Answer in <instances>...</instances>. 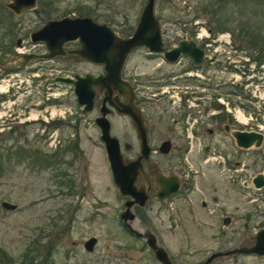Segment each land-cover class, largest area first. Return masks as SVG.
<instances>
[{
    "label": "rangeland",
    "instance_id": "374dc122",
    "mask_svg": "<svg viewBox=\"0 0 264 264\" xmlns=\"http://www.w3.org/2000/svg\"><path fill=\"white\" fill-rule=\"evenodd\" d=\"M7 1L0 0V202L16 207L0 206V251L20 258L22 249L38 238L53 245L47 264H158L119 219L125 198L112 182L93 123L78 136L71 127L78 106L68 84L54 81L64 75L50 69L67 61H13L16 53L41 52L29 32L63 15H85L125 37L145 0H36L34 9L18 15L5 7ZM153 12L166 39L203 44L205 60L192 70L195 77H187L191 70L180 72L183 61L159 68L170 76L162 88L173 135L166 154L157 151L163 138L148 139L150 166L165 175L182 174L185 186L167 205L150 199L144 207L132 208L130 225L151 232L172 264H192L211 252L248 246L256 223H264V186L250 185L255 174L264 176V61L257 64V52L248 43L253 33L264 37V0H154ZM217 27L224 29L214 31ZM142 53L129 54L126 65L143 79L157 73L159 59L146 60ZM193 119L213 133L181 136ZM224 125L261 131V146L236 147ZM112 132L123 156H135L137 140ZM125 142L132 146L128 153ZM200 200L207 203L204 209ZM225 216L229 223L222 225ZM90 236L96 241L87 251L83 242ZM235 257L241 264H264V255ZM232 258L216 257L209 264H231Z\"/></svg>",
    "mask_w": 264,
    "mask_h": 264
},
{
    "label": "water",
    "instance_id": "95a60500",
    "mask_svg": "<svg viewBox=\"0 0 264 264\" xmlns=\"http://www.w3.org/2000/svg\"><path fill=\"white\" fill-rule=\"evenodd\" d=\"M36 0H8L5 7L13 14L34 9ZM154 0H145L134 29L128 36L121 37L111 30L105 23H97L87 16L73 15L63 16L58 19L45 21L40 27L29 32L28 38L31 42H41L44 44L45 53H16L14 59H20L18 64H26L31 60L50 59L57 55L76 54L84 60L93 64L103 66V75L91 76L85 75L84 78H77L78 82L72 81L68 77H55L54 81L74 84V92L77 103L83 105V111H89L92 107L93 92L91 86H97L103 93V100H108L109 104L116 109L118 113L129 116L138 132L139 153L134 159L128 160L121 155L118 140L109 134L108 122L102 115L95 119L96 126L99 129V140L103 144L105 156L107 159L112 182L119 195L127 197L124 202V209L119 213V219L124 228L134 236L142 238L145 246L151 251L158 264H172L165 249L158 245L156 237L149 231H139L133 229L130 221L134 214L131 212L133 204L143 205L147 194L141 188L135 189V178L141 170V159H147L150 149L145 138V133L141 128V117L137 111L129 105H121L111 101L106 96L109 83L121 84L120 71L127 55L137 47H145L149 53L160 52L161 34L160 24L153 12ZM76 40L79 47L76 49L62 50L63 43ZM163 56L169 62H174L179 55L189 59L192 66L200 63L204 55L203 48L197 46L193 41L181 39L177 45L168 51H162ZM82 83L83 85H81ZM83 86V87H82ZM223 129L228 131L233 139L234 145L241 149L251 147L259 148L263 141L261 131H245L239 129L229 130L228 125ZM170 149V142L164 140L158 147V152L166 154ZM154 174V173H153ZM153 180L157 186V197H166L175 193L179 187L178 179L175 175L163 176L153 175ZM250 183L256 189L264 186V176L257 173L250 179ZM0 206L6 210H13L16 205L7 201H1ZM264 210V209H263ZM223 224H227L228 218H225ZM257 231L249 237L252 243L249 246H235L223 251H215L209 254L203 262L192 264H207L216 257H228L235 253L264 255V223H256ZM96 239L92 236L83 242V247L91 251Z\"/></svg>",
    "mask_w": 264,
    "mask_h": 264
},
{
    "label": "flooded vegetation",
    "instance_id": "af4514ba",
    "mask_svg": "<svg viewBox=\"0 0 264 264\" xmlns=\"http://www.w3.org/2000/svg\"><path fill=\"white\" fill-rule=\"evenodd\" d=\"M63 16H73V15H63ZM63 16H61V17H63ZM80 16H85V15H80ZM55 19H58V18H55ZM113 32H115V31L113 30ZM160 34H161V49H162V51L170 50L171 48H173L177 45L179 40L183 39V38H181V39L178 38L176 40L166 39V37L162 35L161 30H160ZM184 39H186V38H184ZM187 40H189V39H187ZM39 44L42 46V51L39 52V54H44L45 53L44 44L41 42H39ZM197 46H200L201 48H203L204 55H205V48L203 47V44H199ZM78 47H79V43L76 40H70V41L63 43L61 48L63 51H66L69 49H76ZM136 50H142L143 51L142 55L146 60L152 61V60L159 59V63L157 65V67L155 68V71H157L156 74L161 75V76L154 77L156 75L154 73V75H150V76L142 79V76L133 74V71L135 68H134V66H132L131 68H128V66L126 65V60H127L128 55L131 54L132 52L136 51ZM162 51L149 53L148 50L143 46L133 49L127 55L125 62H124L123 66L121 68V71H120L119 77H120V80L123 81V83H121V84L109 83V85L107 87L108 91L105 93L106 96L110 97L109 99L111 101H113V102L115 101L121 105H129L132 109H134L135 111H137L139 113V115L141 117V128L143 129V131L145 133V138L147 139V144H148V139L157 137V138H163L164 140L169 141L168 138H170L173 135V131H171V126L166 123L167 116H169V114H171V108L169 106L170 105L169 99L164 98V97H167V93L162 88L163 86L166 85L165 83L168 82L170 76L167 74V72H162L159 70L161 64L171 65V64H175V63L177 64V63H180L183 61L185 66L182 69H180V72H185V70H191L187 77H195V76H193L194 74L192 73L193 72L192 70H197L198 68H200L201 65L203 64L204 60H205V56H203L202 60L200 61V63L198 65L192 66L187 57L179 55L174 62H169L163 56ZM54 59H62V60L67 61L64 64H59L58 66H55V67L51 66L50 67V69H53L55 71L56 75H58V74L64 75V76H54V78L55 77H68L72 81L78 82L77 78H84L85 75H87V74H90L93 77L104 74L102 65L93 64L90 61L82 59L81 57H79L76 54H69V55H64V56L57 55V56H54L50 59H40V60L46 61V60H54ZM91 66H94V69H92ZM189 75H191V76H189ZM80 84L83 85L82 83H80ZM68 87L71 90L72 98L74 101L73 104H76L78 106V111L74 112L75 115H76V113H77V115L76 116L74 115L73 120H71V123H72L71 127L76 132V135L78 136V133L80 130L84 129L86 127V125H89L92 123H93L95 129L98 131V134H100L99 129L96 126L95 119L98 118L99 116H101L102 112H103L104 117L108 122L109 134L111 136H113L117 139V136L112 132L114 129L118 133H120V135L123 138H129V139L131 138V139L137 140V144L135 145V147L137 146L136 147L137 153L135 154V156L127 157V158L125 156V158L128 160L136 158L138 156V153H139V141H138L139 136H138V132H137L136 127L133 124L131 118L125 114L118 113L116 111V109L109 104L108 100L105 99L102 102V100L104 98L103 93H101L100 89L97 86H91L90 87V90L93 92L91 109L89 111H83V105H79L77 103L76 95L74 92V84H68ZM149 87L152 88L153 90L148 89ZM162 100L164 101V103L161 102ZM91 114H92V118H91ZM181 116L183 117V114ZM180 118L179 119H172V120L170 118V122L171 121L173 123L180 122ZM116 122L119 123L118 126H116ZM186 123H188V119L186 120ZM187 127L188 126L182 127V128H184V130L182 129V131H181L182 134H180L181 136H185L187 138L188 137H190V138L191 137H203V134L205 132L207 134H210V135L213 133L212 128L205 126V122H202L201 120L197 121V119H195V120L193 119V121H191V125L189 126L188 129H187ZM164 140H162L161 142H163ZM160 143H159V145H160ZM76 145L77 144H74V150H76V148H78L77 147L78 145L77 146ZM159 145H158V147H159ZM102 147H103V144H102ZM158 147H157V151H158ZM170 147H171V144H170ZM119 148H120V145H119ZM123 148L125 150H127V153L132 150L131 144L126 143V142L123 145ZM149 149H150V152H149L147 159H141V170L137 173L136 178H135V185H136L135 189L136 190H138L139 188L143 189L145 191V193L147 194V198L144 201L143 205L133 204L131 209L134 207H138V208L144 207L145 204L147 203V201H149L150 199H153L160 204L163 203L162 205H167V203L170 202V199L172 198V196L174 194H176L177 192H179V190L185 186V181L182 178L183 177L182 174H181V177H179L177 174H171V173L165 175V174L159 172V170L156 168V166H153V165L150 166V162H151L150 161V153L152 152V149L150 148V146H149ZM205 149H207V148H205ZM103 150H104V147H103ZM120 152H121V149H120ZM104 154H105V152H104ZM121 155L123 156L122 152H121ZM105 159H106V156H105ZM106 162H107V159H106ZM107 165H108V163H107ZM155 174H160L163 176L175 175L177 177L178 183H179V187H178L177 191L175 193L169 195V196H166V197H162V198L157 197V195H156L157 186L155 185L154 180H153V175H155ZM245 185L246 184H243V187H245ZM250 185H252V184L250 183ZM124 198H125V200H124V202H125L127 200V197H124ZM211 199H212V201H216V197H214V196H212ZM124 202H123V207H124ZM199 204H200V207L202 209H204L207 203L204 200H200ZM263 212H264V210H263ZM225 218H228V217L225 216L221 219L222 225H225L222 222ZM228 223H229V218H228L227 224ZM243 226L246 227L247 223L245 222L243 224ZM249 237L250 236H248V239H249ZM251 243H252V241H251ZM238 246H246V245H238ZM240 255L242 256V255H253V254H241V253L232 254V255L228 256V258L233 256L231 264H241L238 262L237 258L235 257V256H240ZM254 256H260V255H254ZM206 257L204 258V260L206 259ZM203 261H201V262H203ZM195 263H198V262H195ZM209 263H207V264H209Z\"/></svg>",
    "mask_w": 264,
    "mask_h": 264
},
{
    "label": "trees",
    "instance_id": "16d2710c",
    "mask_svg": "<svg viewBox=\"0 0 264 264\" xmlns=\"http://www.w3.org/2000/svg\"><path fill=\"white\" fill-rule=\"evenodd\" d=\"M227 3V1H226ZM225 3V4H226ZM220 9L223 10V6L219 5ZM222 6V7H221ZM0 13H2V8H0ZM1 19V18H0ZM1 23V22H0ZM224 28L217 27L214 31L223 30ZM251 40H248L251 50L257 52L258 63L260 64L264 61V37L254 36L256 33L252 34ZM56 123V122H55ZM51 125H54V121H51ZM74 146H72L73 148ZM64 176L65 173H59ZM59 183H62L60 180ZM68 188V186H67ZM44 232V231H43ZM31 252V256L28 253ZM53 245L50 241L40 242L38 238L31 240L23 249L20 254V258H12L3 251H0V264H47V259L52 256Z\"/></svg>",
    "mask_w": 264,
    "mask_h": 264
},
{
    "label": "built area",
    "instance_id": "2783aa9c",
    "mask_svg": "<svg viewBox=\"0 0 264 264\" xmlns=\"http://www.w3.org/2000/svg\"><path fill=\"white\" fill-rule=\"evenodd\" d=\"M226 39H224V41H225ZM5 88V87H4ZM6 89V88H5ZM0 90H4V89H0Z\"/></svg>",
    "mask_w": 264,
    "mask_h": 264
},
{
    "label": "bare ground",
    "instance_id": "6f19581e",
    "mask_svg": "<svg viewBox=\"0 0 264 264\" xmlns=\"http://www.w3.org/2000/svg\"><path fill=\"white\" fill-rule=\"evenodd\" d=\"M2 88H3V87H2ZM2 88H1V89H2ZM3 91H4V90H1V92H3Z\"/></svg>",
    "mask_w": 264,
    "mask_h": 264
}]
</instances>
